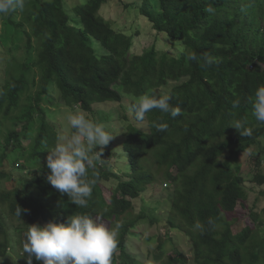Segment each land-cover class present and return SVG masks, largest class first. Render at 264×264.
Returning <instances> with one entry per match:
<instances>
[{"label":"trees","instance_id":"16d2710c","mask_svg":"<svg viewBox=\"0 0 264 264\" xmlns=\"http://www.w3.org/2000/svg\"><path fill=\"white\" fill-rule=\"evenodd\" d=\"M108 1L87 0L68 10L65 0H30L20 21L13 13L5 20L3 45L20 31L28 49L23 63L5 62L7 71L0 77V142L5 144L0 149V185L15 170L21 172L13 180V189L0 192V208L8 219L18 222L21 246L30 225L63 223L72 215L87 214L100 217L111 228L120 225L112 264H189L168 230L188 238L194 264H264V235H259L264 234L263 216L252 210L255 227L237 234L236 223L229 218L248 199L242 156L259 148L258 170L264 160V124L255 120L249 100L264 86V0H140L132 4L129 8L137 9L156 33L181 43L182 47L175 44L176 56L155 45L141 54L132 53L135 36L117 31L101 14ZM209 6L212 13L205 11ZM185 52L217 59L203 66L186 60ZM54 93L60 102H54ZM145 94L172 96L170 103L181 109V115L173 118L153 109L143 123L137 122L133 105ZM127 96L134 99L128 113L132 124L120 136L124 153L119 160H126L129 167L115 172L110 158L119 153L114 146H105L94 169H89L88 178L96 183L87 207H77L46 180L47 150L63 133L48 119L45 104L92 114L96 105L123 104ZM236 98L241 103L234 109ZM233 119L246 120L252 135L240 136L228 126ZM153 121L166 123L167 130L158 131ZM109 132L115 136L113 129ZM15 152L21 157L6 174L1 171L4 161ZM260 170L253 181L264 185ZM93 172L98 175L93 177ZM109 181L113 182L110 197L105 193ZM159 181L172 188L165 221L135 209V201ZM161 206L153 211L159 212ZM18 207L24 210L21 217L15 214ZM210 217L214 229L207 228ZM146 221L168 229L155 238L153 263L141 260L128 247L138 225ZM197 222L205 224L203 233L194 230ZM10 236L0 216V259L9 254ZM39 262L33 258L32 264Z\"/></svg>","mask_w":264,"mask_h":264},{"label":"clouds","instance_id":"9594fccd","mask_svg":"<svg viewBox=\"0 0 264 264\" xmlns=\"http://www.w3.org/2000/svg\"><path fill=\"white\" fill-rule=\"evenodd\" d=\"M26 0H0V15L24 11ZM206 12L214 9L209 6ZM188 61L210 66L216 62L211 54L198 56L194 52H185ZM172 96L149 95L140 96L133 105L135 119L143 123L146 115L153 109L162 113H170L175 118L181 115V109L172 106ZM252 115L259 124H264V86L256 89L254 96L249 98ZM240 99L232 101L234 109L239 108ZM68 126L73 130L71 135H59L54 147L47 150L46 167L49 174L48 183L61 194H67L70 201L77 207H87L92 196L96 179H89V169H94V161L99 160L104 147L114 138L102 123L88 119L83 113H68L65 117ZM246 120L233 119L228 126L236 129L240 136H251L252 129L246 127ZM158 131L167 130L166 123L152 122ZM99 148V151L95 149ZM98 174L92 173L93 177ZM22 210L16 209V216L21 217ZM208 229L215 228V221L210 217L206 221ZM194 230L203 233L205 224L197 222ZM120 225L115 228L106 225L100 217L87 214L72 215L66 222L50 221L46 225H30L23 242V253L27 264H32L33 258L42 264H112V256L117 247V234Z\"/></svg>","mask_w":264,"mask_h":264},{"label":"rangeland","instance_id":"374dc122","mask_svg":"<svg viewBox=\"0 0 264 264\" xmlns=\"http://www.w3.org/2000/svg\"><path fill=\"white\" fill-rule=\"evenodd\" d=\"M30 0H26V4L29 3ZM87 0H65V4L68 10H72L77 5H84ZM140 3V0H110L106 4L103 5V9L101 14L105 19L110 20L113 24V28L117 31L127 34L129 36H135V44L132 53L141 54L145 49H148L155 45L158 50L167 52L172 56H176L178 54L177 49L175 48V44L182 47L181 43L173 42L168 38L166 34H158L156 33L151 23L140 15L139 11L135 8H129L132 4ZM27 6V5H26ZM14 18L17 21H20V16L22 12L17 11L13 12ZM7 15H0V77L2 74H6L7 65L11 61L17 63H23L26 58L27 49V40L24 38V35L20 31L15 32V37L12 38L6 45H3L1 41V37L4 33V24L6 18L9 19ZM18 18V19H17ZM27 31H30L28 25H25ZM32 45L37 46L36 41H33ZM12 64V63H11ZM1 81V78H0ZM55 97L54 102H60V97L58 94L54 93ZM131 100H134L132 97L127 96L123 104L118 103H108V104H98L94 107V113H85L79 110L78 108H70L64 105H47L45 104L46 111L48 114V119L57 126V130L63 133V135H71L72 129L68 126L67 120L65 119L68 113H83L87 118L93 120L97 123H102L105 125L106 130L113 129L115 132L114 138L109 142V146H114V150L119 154L114 157H111L112 164L115 165V172H119L120 169L126 171L129 165H127L126 160H119V157L123 152V141L120 136L125 132L130 124H132V116L129 110V104ZM127 110H125L124 108ZM128 117V118H127ZM108 122V123H107ZM144 128L148 126L146 124H142ZM62 135V134H61ZM29 143L26 141L24 143L25 147H28ZM2 146L5 147L3 141L0 142V149ZM98 150V147H97ZM257 154H259V148L250 151L248 154L243 155L241 158L242 163V177L245 180V190L248 195L247 201H245L244 206H238L236 212L230 215V219L234 225L235 234L241 232L246 227L254 228L255 224H253L252 219L250 218V213L253 211L263 216L264 219V185H260L258 182L253 181L255 175L260 170L257 169L256 166V158ZM9 155V153H8ZM7 155V156H8ZM0 152V158H1ZM19 153L15 152L8 156V159L4 161L3 168L1 170L6 172V174L11 173V165L18 158ZM22 159V158H20ZM20 165H23V162L20 160ZM261 173L264 175V160L262 162ZM32 173V171L30 172ZM21 175V172L15 170L13 173V177L11 179H6L1 182L0 192L1 191H9L13 189L15 186V180L18 179ZM25 176H30V174L24 173ZM11 180V181H10ZM14 180V181H13ZM168 183V182H167ZM108 187H105V193L108 194V197L111 195V188H113V182L109 181ZM172 188L169 185L166 186L165 182H158L155 186H150L141 199L135 201V209L136 213H141L145 211L153 217L160 218L162 221H165L168 217L169 212V194L171 193ZM161 206V210L153 211L154 207ZM160 209V208H159ZM0 216L5 226L9 230V234L11 235V245L9 254L0 259V264H27V258L25 259L23 253V247L21 246L22 242L17 238L16 225L17 221H11L4 214L3 210L0 208ZM101 219V218H100ZM102 220V219H101ZM109 227L110 224L104 220H102ZM165 224V222H164ZM44 226V225H43ZM137 235L132 236L130 239V243L128 245L129 252L137 255L141 260L153 263L154 254L156 248L158 246V241L155 239L157 235H165L167 232L166 226H158V225H150L149 222H144L138 225L136 228ZM264 230V227L261 229ZM169 235L174 239L173 244L178 247V249L182 250L184 254L187 256L189 260V264L193 263V253L192 249L189 245L188 238L179 234L178 232H173L172 230H168ZM261 237L264 234H259ZM169 249L170 244H167ZM173 253L172 250H170ZM39 264H42L40 261Z\"/></svg>","mask_w":264,"mask_h":264}]
</instances>
